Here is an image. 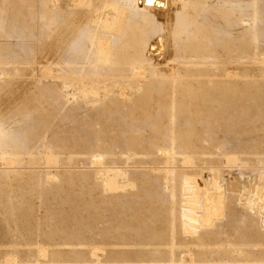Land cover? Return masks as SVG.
Masks as SVG:
<instances>
[{"label": "rangeland", "instance_id": "rangeland-1", "mask_svg": "<svg viewBox=\"0 0 264 264\" xmlns=\"http://www.w3.org/2000/svg\"><path fill=\"white\" fill-rule=\"evenodd\" d=\"M0 264H264V0H0Z\"/></svg>", "mask_w": 264, "mask_h": 264}, {"label": "bare ground", "instance_id": "bare-ground-1", "mask_svg": "<svg viewBox=\"0 0 264 264\" xmlns=\"http://www.w3.org/2000/svg\"><path fill=\"white\" fill-rule=\"evenodd\" d=\"M184 22V21H183ZM184 26V25H183ZM165 29V28H164ZM165 32V31H164ZM77 46V45H76ZM74 47H75V45H74ZM72 50V49H71Z\"/></svg>", "mask_w": 264, "mask_h": 264}]
</instances>
